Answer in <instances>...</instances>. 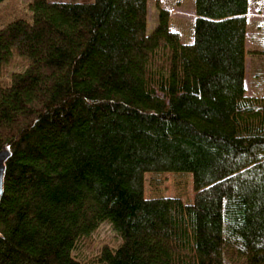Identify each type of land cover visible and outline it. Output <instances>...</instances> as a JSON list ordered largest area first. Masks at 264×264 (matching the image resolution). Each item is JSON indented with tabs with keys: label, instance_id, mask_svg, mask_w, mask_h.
I'll list each match as a JSON object with an SVG mask.
<instances>
[{
	"label": "trees",
	"instance_id": "16d2710c",
	"mask_svg": "<svg viewBox=\"0 0 264 264\" xmlns=\"http://www.w3.org/2000/svg\"><path fill=\"white\" fill-rule=\"evenodd\" d=\"M148 0H0V264H264V94L248 0H194L182 43ZM189 173L193 202L144 197Z\"/></svg>",
	"mask_w": 264,
	"mask_h": 264
},
{
	"label": "rangeland",
	"instance_id": "374dc122",
	"mask_svg": "<svg viewBox=\"0 0 264 264\" xmlns=\"http://www.w3.org/2000/svg\"><path fill=\"white\" fill-rule=\"evenodd\" d=\"M248 2L245 85L247 93L257 97L264 94V0H248ZM160 9L169 12V27L180 35L182 43H192L194 0H148V31L155 26ZM144 197L146 199L179 198L184 205H189L194 197L192 175L147 173L144 175ZM115 241L116 233L109 224L103 223L89 239L79 244L73 255L82 264H97L93 261L95 253L102 245H113Z\"/></svg>",
	"mask_w": 264,
	"mask_h": 264
},
{
	"label": "water",
	"instance_id": "95a60500",
	"mask_svg": "<svg viewBox=\"0 0 264 264\" xmlns=\"http://www.w3.org/2000/svg\"><path fill=\"white\" fill-rule=\"evenodd\" d=\"M11 156L9 148H2L0 150V203L4 193V179L6 172V162Z\"/></svg>",
	"mask_w": 264,
	"mask_h": 264
}]
</instances>
